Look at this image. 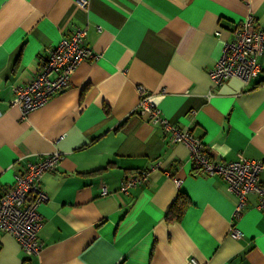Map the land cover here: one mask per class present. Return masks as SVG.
I'll list each match as a JSON object with an SVG mask.
<instances>
[{
  "label": "crops",
  "instance_id": "obj_1",
  "mask_svg": "<svg viewBox=\"0 0 264 264\" xmlns=\"http://www.w3.org/2000/svg\"><path fill=\"white\" fill-rule=\"evenodd\" d=\"M246 16L264 27V0H0V195L28 162L62 155L40 179L47 200L37 207L42 248L32 264H264L257 194L236 213L228 184L201 173L186 144L135 110L142 85L211 159L264 158V54L247 84L231 77L214 85L208 76ZM78 27L94 57L22 117L12 88ZM153 163L140 184L120 191L125 174ZM179 194L189 203L168 221ZM24 258L0 231V264Z\"/></svg>",
  "mask_w": 264,
  "mask_h": 264
},
{
  "label": "built area",
  "instance_id": "obj_2",
  "mask_svg": "<svg viewBox=\"0 0 264 264\" xmlns=\"http://www.w3.org/2000/svg\"><path fill=\"white\" fill-rule=\"evenodd\" d=\"M82 6L86 0H77ZM85 28H75L69 36L61 37L50 54L42 59L40 71L26 84L14 86L11 103L16 104L24 117L29 111L44 105L53 95L65 90L70 84V76L78 64L92 59L94 54L84 45ZM264 54V27L256 25L250 16L240 20L232 31V38L222 47L220 57L208 71L214 85L237 77L247 84L260 72L258 58ZM138 102L135 110L147 113L152 122H159L172 142H183L189 150L190 160L206 175H219L228 189L236 196L235 212H240L247 193L257 194V208L264 210V184L259 181L264 172V158L249 159L237 154L235 160L215 161L211 159L202 142L188 130L181 131L164 118L152 100V95L144 86H138ZM62 155L55 151L41 155L28 162L23 171L14 175L13 182L0 195V231L11 234L25 254L22 264H32L42 243L38 231L42 225L38 205L47 200L40 179L44 172L54 170ZM158 163L144 169L129 171L120 184L121 192L140 184L149 173L158 168ZM107 191L102 189V194ZM235 236L239 230L233 229ZM186 264H198L191 258Z\"/></svg>",
  "mask_w": 264,
  "mask_h": 264
},
{
  "label": "trees",
  "instance_id": "obj_3",
  "mask_svg": "<svg viewBox=\"0 0 264 264\" xmlns=\"http://www.w3.org/2000/svg\"><path fill=\"white\" fill-rule=\"evenodd\" d=\"M189 203L186 197L179 194L177 200L172 204L166 214V220H178L183 214L187 204Z\"/></svg>",
  "mask_w": 264,
  "mask_h": 264
}]
</instances>
